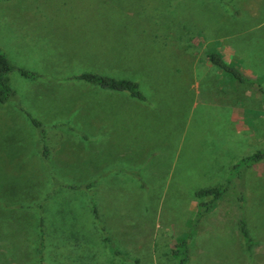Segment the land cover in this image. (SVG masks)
Instances as JSON below:
<instances>
[{
    "label": "rangeland",
    "instance_id": "rangeland-1",
    "mask_svg": "<svg viewBox=\"0 0 264 264\" xmlns=\"http://www.w3.org/2000/svg\"><path fill=\"white\" fill-rule=\"evenodd\" d=\"M0 48V264H173L179 238L191 264H264V159L231 169L264 148V104L206 59L264 75V0H0ZM226 179L195 223L193 190Z\"/></svg>",
    "mask_w": 264,
    "mask_h": 264
},
{
    "label": "trees",
    "instance_id": "trees-1",
    "mask_svg": "<svg viewBox=\"0 0 264 264\" xmlns=\"http://www.w3.org/2000/svg\"><path fill=\"white\" fill-rule=\"evenodd\" d=\"M206 59L209 63L215 65L218 69L227 73L232 79L239 83L250 82L252 83L257 91L260 94L262 103L264 104V75L260 77H249L241 70V68L234 63H227L223 60L221 55L215 51H209L206 53ZM16 68V66L9 60L7 54L1 50L0 48V103H4L10 96L13 95V91L9 86V77L8 73ZM18 70L23 76L26 77H34L37 74L28 71L23 68H19ZM75 78L83 80L85 82L93 83L101 88H107L111 90L117 91H126L130 96L139 100H145V95L141 91L137 80L132 78H117L110 75L102 74L99 72H89L83 71L79 74L74 75ZM29 119L33 125L40 126V122L29 116ZM264 159V148H260L255 150L254 152L243 155L238 158L231 166L233 171L237 170L238 167H249L253 166L259 161ZM229 181L226 179L222 183L202 186L193 190V197L196 200L195 205V215L194 222L197 223L198 220L205 215L210 209H212L217 201L221 198L228 187ZM86 186H91L92 182H87ZM83 185V186H85ZM75 187V186H72ZM93 215L95 216V220L99 222V215L96 206L93 204L91 206ZM239 232L241 238L243 239L245 249L250 254L251 247L253 243H255V239L251 237L249 230L247 228L246 220L243 217H240L237 220ZM40 226H42V222H40ZM43 228H40V236L43 237ZM45 235V234H44ZM109 240V238H106ZM188 239L187 238H179L174 242V245L171 249V255L174 260L173 264H191L189 260V247H188ZM111 241V240H110ZM114 253H118L119 251L116 248H111ZM44 249L41 250L42 259L45 256L43 253ZM44 261V260H43ZM43 264H47V262H43Z\"/></svg>",
    "mask_w": 264,
    "mask_h": 264
}]
</instances>
